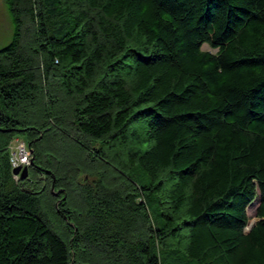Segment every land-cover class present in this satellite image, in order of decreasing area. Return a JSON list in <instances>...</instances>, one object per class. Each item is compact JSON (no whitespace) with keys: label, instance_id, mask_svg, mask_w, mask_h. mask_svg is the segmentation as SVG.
Here are the masks:
<instances>
[{"label":"trees","instance_id":"16d2710c","mask_svg":"<svg viewBox=\"0 0 264 264\" xmlns=\"http://www.w3.org/2000/svg\"><path fill=\"white\" fill-rule=\"evenodd\" d=\"M3 1L0 264H264V0Z\"/></svg>","mask_w":264,"mask_h":264},{"label":"rangeland","instance_id":"374dc122","mask_svg":"<svg viewBox=\"0 0 264 264\" xmlns=\"http://www.w3.org/2000/svg\"><path fill=\"white\" fill-rule=\"evenodd\" d=\"M12 38V23L9 17L7 7L3 0H0V48L7 45ZM202 49L215 52L216 50L210 48L207 44H202ZM23 139V138H22ZM24 140V139H23ZM256 199V200H255ZM255 200V201H254ZM254 202L247 207L248 222L250 220H257L255 216V208L258 204L257 197L254 198ZM153 206V205H152ZM150 212L155 216V209L150 208ZM162 255L161 264H197L194 260L188 259L184 253Z\"/></svg>","mask_w":264,"mask_h":264},{"label":"built area","instance_id":"2783aa9c","mask_svg":"<svg viewBox=\"0 0 264 264\" xmlns=\"http://www.w3.org/2000/svg\"><path fill=\"white\" fill-rule=\"evenodd\" d=\"M9 161L12 168L20 166L21 168L25 165L29 166V161L32 156L30 148L28 147L25 140L20 137L14 138L8 147ZM15 179L19 178L18 174H13Z\"/></svg>","mask_w":264,"mask_h":264},{"label":"water","instance_id":"95a60500","mask_svg":"<svg viewBox=\"0 0 264 264\" xmlns=\"http://www.w3.org/2000/svg\"><path fill=\"white\" fill-rule=\"evenodd\" d=\"M28 145V147H29V144H27ZM30 148V147H29ZM30 152L32 153V150L30 149ZM33 163V159L32 158H30V161H29V164H32ZM11 172L13 173V174H18L19 173V178L20 179H24V178H26L27 177V175H28V166L27 165H25V166H23L22 168L20 167V166H18V167H16V168H12L11 169ZM52 190H53V187L51 188ZM55 193H57V192H55ZM255 222H256V220H252V222L251 223H247V226H246V228H245V231L246 232H248L251 228H252V226L255 224Z\"/></svg>","mask_w":264,"mask_h":264},{"label":"bare ground","instance_id":"6f19581e","mask_svg":"<svg viewBox=\"0 0 264 264\" xmlns=\"http://www.w3.org/2000/svg\"><path fill=\"white\" fill-rule=\"evenodd\" d=\"M251 222H252V220L249 221V223H251Z\"/></svg>","mask_w":264,"mask_h":264}]
</instances>
